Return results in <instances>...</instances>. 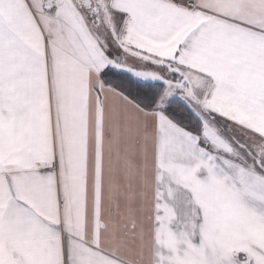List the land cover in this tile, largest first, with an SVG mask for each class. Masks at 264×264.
Listing matches in <instances>:
<instances>
[{
  "label": "snow or ice",
  "instance_id": "1",
  "mask_svg": "<svg viewBox=\"0 0 264 264\" xmlns=\"http://www.w3.org/2000/svg\"><path fill=\"white\" fill-rule=\"evenodd\" d=\"M0 264H264V0H0Z\"/></svg>",
  "mask_w": 264,
  "mask_h": 264
}]
</instances>
